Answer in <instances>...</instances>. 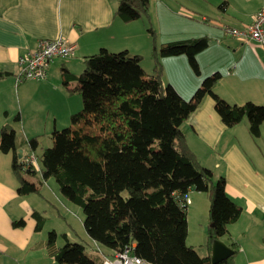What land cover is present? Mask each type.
Wrapping results in <instances>:
<instances>
[{
	"label": "trees",
	"instance_id": "1",
	"mask_svg": "<svg viewBox=\"0 0 264 264\" xmlns=\"http://www.w3.org/2000/svg\"><path fill=\"white\" fill-rule=\"evenodd\" d=\"M115 15L123 22L145 17L149 22V0H118ZM153 75H147L141 57L127 50L104 48L85 56L76 84L68 89L81 97L82 108L69 124L53 129L51 146L39 155V172L45 181L53 178L59 193L83 212L86 235L111 252L131 246V253L151 264H210L186 245V210L176 196L189 189L206 193L209 200L205 247L227 234L240 207L225 192L222 177L213 180L210 170L198 164L180 130L181 124L209 96L221 122L231 128L244 118L252 136L259 135L264 105L230 104L214 89L221 75L205 76L188 99L162 81L160 59L183 55L195 75H200L196 55L206 49L205 36L156 44L151 26ZM8 72L0 71V79ZM71 75L67 77L70 79ZM67 84V82H65ZM19 120L17 114L14 118ZM30 151L36 137L27 139ZM13 128L0 127V152L10 153V167L18 180V195L38 194L39 188L21 175V159ZM20 156V157H19ZM36 230L44 218L34 214ZM14 227L23 225L14 221ZM56 246V233L48 232L45 246L57 264H101L85 253L81 243ZM104 250L102 251V253ZM104 254V253H103ZM216 264H234L233 255Z\"/></svg>",
	"mask_w": 264,
	"mask_h": 264
},
{
	"label": "crops",
	"instance_id": "2",
	"mask_svg": "<svg viewBox=\"0 0 264 264\" xmlns=\"http://www.w3.org/2000/svg\"><path fill=\"white\" fill-rule=\"evenodd\" d=\"M186 1L194 5L195 14L182 5L176 12L169 10L180 21L195 19L197 23H191L205 29L204 34L187 37L205 36L209 40L206 49L196 55L200 75L190 72L183 55L163 57L160 59L163 83L188 99L205 76L219 72L221 78L214 89L219 97L230 104L252 102L264 105V50L255 43H241L222 30L223 26L248 24L254 14L264 8V0ZM117 3L118 0H0V71L8 72L0 79V127L7 124L13 128L7 121L9 116L16 111L14 118L18 114V121L22 122L27 109L33 113V119L38 121L35 125L40 128L37 112L42 104L50 107L46 116L53 118V129L58 128V120L65 124L82 105L77 101L74 108L62 105L56 97L62 93L59 82L68 92L76 84L75 77L83 68V58L101 48L110 52L127 50L139 55L143 71L153 75V43L146 31L147 20L141 17L123 22L114 12ZM57 37L75 44L74 55L55 58L43 80L17 82L19 55L35 50L43 39ZM176 40L183 39L167 42ZM163 43H166L165 39L157 41L156 37L157 45ZM172 65L179 68V75L169 79L166 72ZM69 74L71 77L67 79ZM69 94L72 93L66 95L70 97ZM9 95L10 101L13 99L16 103L15 106L12 103V109L8 107ZM53 97L56 102L49 101L48 98ZM248 127L244 118L227 128L214 110V101L206 96L181 124L180 130L198 164L211 171L214 181L220 177L224 179L227 196L241 209L238 219L227 225V234L220 238L234 251V264H264V120L257 137L250 134ZM30 130L36 132L37 129L23 127L24 134L19 137L21 144L39 136L28 137L25 133ZM24 146L28 148L26 144ZM17 186L18 180L10 167V154L0 152V264H57L45 246V223L36 230L34 214L44 218L47 209L43 205L38 207L32 194L18 195ZM188 197L185 243L200 257H210L205 247L208 196L204 198L189 189ZM204 206H207L206 210ZM18 220H22L23 225L14 227L12 223ZM103 253L112 255L109 250Z\"/></svg>",
	"mask_w": 264,
	"mask_h": 264
},
{
	"label": "rangeland",
	"instance_id": "3",
	"mask_svg": "<svg viewBox=\"0 0 264 264\" xmlns=\"http://www.w3.org/2000/svg\"><path fill=\"white\" fill-rule=\"evenodd\" d=\"M176 1V0H175ZM174 0H149V22L146 21V27L151 26L156 34L157 41H159V38L165 39V41L173 40V39H187V37H191L192 34H204L205 29L199 27V25H195L191 22L197 23L195 19H187V21L175 18L173 14H171L170 10L176 12L180 5L186 7V9H189V12L195 14V8L192 3H189L186 0H181L175 2ZM170 9V10H169ZM145 18V17H142ZM147 20V19H146ZM199 22V21H198ZM202 24V23H200ZM200 37V36H199ZM68 58V57H66ZM188 62V60H187ZM189 65V63H188ZM190 67V66H189ZM190 72L194 75L193 70L190 67ZM166 75L169 79H173L177 75H179V68L176 65L169 66L167 68ZM201 83V81H200ZM199 83V85H200ZM60 89L62 90L61 94L56 95L57 99L62 101V105L66 106L69 105V107L74 108V103L77 101V104L80 103L82 105L81 97L77 93L69 94L70 97H68L66 94H68L67 90L65 89V86L59 82ZM74 84V83H73ZM196 86L197 87H199ZM75 86V85H74ZM195 88V89H196ZM194 89V90H195ZM66 90V91H65ZM194 92V91H193ZM192 92V93H193ZM11 95H13V92H11ZM11 95H9L8 99V107L12 109V103L14 102L13 99L10 101ZM192 94H190L191 96ZM50 102H56L57 99L54 97L48 98ZM16 103L14 102V106ZM54 103L52 104V106ZM61 105V104H60ZM82 106H79V109H81ZM50 109L48 104H42L40 110L37 112V115L39 117L40 122V128L39 126H36L35 123H38L37 119H33V113L29 112L27 109L24 111L23 120L22 122L16 121L14 119V115L17 113L16 111L13 112L9 116V121L13 128L16 131L18 139H16L18 145H21V142L19 141L20 134H24L22 132L23 127L31 129V126L36 127V132H30L25 133L28 137L36 136V139L38 141V146L35 151L28 152V148L24 145H22L20 148H18V151L20 153V156H24L25 153H33L37 158V163H39V155L41 153V150L43 148L51 146V139L50 134L53 129V118L50 116H46V110ZM78 110V109H77ZM79 111V110H78ZM35 114V113H34ZM69 124V120L65 122V124H62L60 120L57 121L58 128L61 129ZM29 139V138H28ZM23 153V154H21ZM10 154V153H9ZM22 172V171H21ZM21 175L28 180L29 182L33 183L35 186L39 188L38 194H32L31 196L34 197V200L38 204V207L44 206L46 208V212L44 213V223H45V234L46 237L48 235V232L54 231L56 233V245L61 247L65 243V238L69 242H77L81 243L85 247V253L92 259L98 258L100 261L103 260L104 257L101 254V251L105 250L100 245L93 244V241L86 235L84 227H83V212L77 205L69 202L66 200L58 190V186L53 178H49L47 180H43L39 174V172L35 174H28L22 172ZM45 182V183H44ZM197 192V191H195ZM204 198L206 193L199 192ZM36 196H42V197H36ZM41 201V202H39ZM208 204V203H207ZM207 206H204V209L206 210ZM195 224V221H193ZM67 235V236H66ZM98 247V248H97ZM129 248L130 251L132 249L131 246L126 247ZM101 250V251H100ZM111 256V255H110Z\"/></svg>",
	"mask_w": 264,
	"mask_h": 264
},
{
	"label": "built area",
	"instance_id": "4",
	"mask_svg": "<svg viewBox=\"0 0 264 264\" xmlns=\"http://www.w3.org/2000/svg\"><path fill=\"white\" fill-rule=\"evenodd\" d=\"M225 35L234 38L241 43H255L264 50V8H261L254 14L252 20L248 24L237 27L223 26ZM75 52V44L64 38L57 37L54 39L41 40L37 48L33 51H26L19 55L17 82L24 80H43L50 63L55 58L72 57ZM21 171H39L37 158L33 153L24 155L21 159ZM177 202L181 209L186 210V206L190 204L188 191L186 194L176 196ZM98 248V247H97ZM101 251V250H100ZM101 254L105 256L102 251ZM101 264H151L135 255L129 248L112 252L111 256H106Z\"/></svg>",
	"mask_w": 264,
	"mask_h": 264
},
{
	"label": "water",
	"instance_id": "5",
	"mask_svg": "<svg viewBox=\"0 0 264 264\" xmlns=\"http://www.w3.org/2000/svg\"><path fill=\"white\" fill-rule=\"evenodd\" d=\"M233 254L234 251L230 247L225 245L220 239H216L211 243L210 247V264H216L226 260Z\"/></svg>",
	"mask_w": 264,
	"mask_h": 264
}]
</instances>
